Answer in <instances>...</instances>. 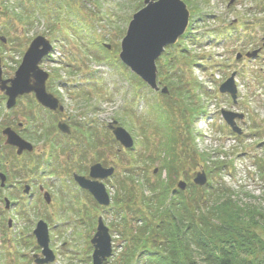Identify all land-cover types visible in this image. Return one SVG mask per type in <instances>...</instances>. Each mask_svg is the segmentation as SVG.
Here are the masks:
<instances>
[{"label":"rangeland","instance_id":"374dc122","mask_svg":"<svg viewBox=\"0 0 264 264\" xmlns=\"http://www.w3.org/2000/svg\"><path fill=\"white\" fill-rule=\"evenodd\" d=\"M197 1L200 4L195 0L190 3V7L196 6V13L193 11L194 16H196L192 17L188 34L192 30V25L196 24L197 27L194 32H205L217 41L211 45L208 44V46L206 44H203L202 47L198 46L193 51L200 54L207 51L215 59L205 61L204 66L208 68L206 71L202 72L203 69L200 70L196 67L194 72L191 70L185 75L192 86L196 82L204 83V80L212 82L213 92L209 98L206 96L203 98L202 94L195 98L196 92L191 102V106L198 105L203 111L207 107L212 110L214 116L208 122L197 119V116L194 121L184 122L179 109L180 105L181 107L185 105V102L178 99L176 90H174L173 100L167 99L168 101H161L163 99L158 98L159 93H157V100L161 103L158 107H153L150 101L155 92L148 90L136 75H132L130 70L125 69L119 59V53L116 54L117 56L112 53L116 46H120L125 37L128 25L136 13L137 6H139V0H0V28L5 27L6 29V33L0 30V57L3 55L6 64L5 70L8 74H15L29 45L36 37L43 36L56 49L54 58L46 62L43 67L41 66L50 75L52 74L53 79L59 77L66 80L72 79L74 74L68 71V65L75 67L80 64L82 68L80 73L84 74L95 70L100 71V78L104 80L101 82L106 84L98 91H74L61 86L58 87L57 92L65 100L69 106V113L77 121H81L82 118L92 119L99 131L106 129V123L113 124L115 120L123 121L122 126L134 136L138 151L136 152L137 157L120 145H112L110 134L107 137L109 141H102V156L106 160L104 162L115 168L114 175L117 174L116 178L111 177L112 182L105 183L103 181L111 198L116 197L113 200V205L117 206L119 197L122 198L120 201L123 204L134 201L139 205L143 203V197L150 196L144 184L136 183L133 178L128 177L130 169L139 164L142 166L140 171L144 173L142 177L145 178V181L147 179L154 180L159 168L169 159L166 152L173 140L172 135L177 131L181 137L176 148L182 162L178 166V178L175 187L178 188L177 186L181 181L188 184V180H192L194 183L197 174L204 171L207 174L208 182L215 186L222 183L229 188L233 200L237 201L240 209L252 208L251 214L254 217L243 216V219L246 220L244 225H253L255 231L262 235L264 233V172L260 173L259 166L264 168V61H262L264 50L260 55L261 58H256L253 61H249L245 55L251 53L253 47L261 44L264 30L259 28L258 31H255L254 27L252 28L254 31L249 34L253 44L249 47L241 42H236V37L225 41L223 36L233 32L226 25L235 19L237 25L240 22L238 27L242 26L244 21H253L257 18L264 19V12L261 11L264 8V0H238L236 5L233 4L229 9L227 6L230 0H210V4L206 0ZM21 12H24L23 15L29 16L28 18L33 16L32 25L17 17V13ZM203 13L210 15V19L205 20ZM200 18L201 20H198ZM195 19L197 20L196 23L193 22ZM8 21H11V27L8 26ZM246 33L244 31L241 37L243 38ZM3 37L8 39L7 43H2ZM223 41L225 42L222 43ZM98 42L111 45V51L105 50L104 44L100 46ZM178 43L186 49L192 46V43L182 38ZM167 50L170 51L171 49L167 48ZM238 54H243L240 61L236 60ZM214 65H219V67ZM216 73H220L222 77L217 83L214 82L215 79L209 78ZM233 73H238L236 78L240 90L239 104L236 106L231 104V98L219 92L221 84ZM160 79L159 81L163 82L162 78ZM85 87L96 86L86 85ZM196 89L198 88L196 87ZM133 90L136 92L142 90L147 99L145 104L140 103L143 111L136 115L142 124L139 120L136 122L138 118H134L124 111L125 106L130 104L131 98L127 91L132 92ZM81 92L82 95H80ZM180 95L181 98L184 96L182 93ZM214 96L221 97L219 98L221 102H218ZM206 99L215 100L209 103ZM221 110L244 115V119H236V123L243 135L246 133L247 136L242 135L241 139L233 136L231 133L234 132L233 130L230 132L232 128L223 120L220 114ZM89 111L94 113L90 114ZM155 111L158 115H155ZM127 123L133 125L128 127L126 126ZM258 131H260V135H253L254 132ZM181 142L195 151L194 156L196 151L199 154L207 155L206 160L200 159L199 164L195 165L194 159L190 161L186 156L182 157L181 153L185 148ZM74 154L76 155V152ZM86 158L88 163L89 159L92 158L91 151L86 153ZM73 160L74 156L71 154L61 157V161L70 168H73ZM216 163L222 166L226 165V167L221 173L211 175L212 164L215 165ZM203 188H206V185ZM206 190L208 189L206 188ZM181 191L187 192L188 186L186 190ZM130 207L133 211L139 208L135 205H130ZM141 208L145 215L148 214L150 217L148 209L145 206ZM256 212L260 214L257 215ZM100 214L94 215V221L87 219L84 224L72 228L73 235L69 238L50 236L51 248L57 246V254L62 255L58 259V261L60 260L58 264H93V250L90 249V245L97 232ZM102 217L106 226L112 225L114 256L107 264H124L125 255L129 254L135 246L131 237L134 236L136 230L143 227L134 220V212H130L129 215L117 216L116 209V213L106 214ZM40 221L34 218L30 227H25V223L22 224L20 226L22 232L28 228L23 237L27 235L26 232L34 233L35 223L38 224ZM253 226H250V229ZM10 251L12 253L18 252L19 257L14 253L17 256V262L13 260L14 254ZM36 251L38 248L35 237L33 239H27V236L25 239L24 237L20 243L14 246V249L9 248L7 242H3L0 238V264H38L39 259L43 260L45 257L43 254H36ZM257 254L258 262L263 261L264 251H257ZM132 262L131 260V264ZM136 264H145V261L140 260Z\"/></svg>","mask_w":264,"mask_h":264},{"label":"trees","instance_id":"16d2710c","mask_svg":"<svg viewBox=\"0 0 264 264\" xmlns=\"http://www.w3.org/2000/svg\"><path fill=\"white\" fill-rule=\"evenodd\" d=\"M184 1L191 11V18L195 17L196 15L194 16L193 11L196 13V6L190 7V3L194 2V0ZM142 7L143 0H139V6H137L136 11ZM263 10L264 8L261 9L262 12H264ZM22 13L24 12L17 13V17H19L21 21L32 25V22H34L33 16L32 18H28L29 16L23 15ZM205 14L206 13H203V16ZM210 17V15H205V20L210 19ZM198 20H201V18ZM10 22L11 21H8V26L11 27L12 23ZM193 22L196 23L197 20L195 19ZM234 24L235 21L229 22L228 27L233 29ZM244 25L247 31H254L256 28L264 30V19L247 21ZM253 27L254 30H252ZM194 29H196L195 25H192L190 33L188 34L187 32L182 38L192 43L190 48H183L179 43L170 46L169 49L171 50H167L162 58L157 61L159 79L162 78L163 80L161 84L167 86L170 90L169 95L159 93L158 98L163 99L161 101L167 99L173 100L174 90H176L178 92V99L185 102V105L182 107L180 105L179 109L180 116L184 122L190 120L194 121L196 120V116L197 119H199L200 116L205 115V111L201 110L198 105L191 106L194 93L197 92L195 98H198L202 93L203 96H209L199 83L196 82L195 85L192 86V84L187 81L185 73L191 70L194 71L196 67L206 71L208 68L204 66L205 61L212 60V57H208L206 54L194 55L192 47L203 46V44L208 45L217 41L209 37L205 32H194ZM0 30L6 32L5 27ZM236 34L239 35V32L237 31ZM223 40L227 41L228 35L225 34ZM98 43L100 46L104 44L102 42ZM252 43L251 35H247L248 46ZM104 49L111 51L106 47H104ZM119 52L120 46H116L115 51H112L115 56H117L116 54ZM77 66L71 67L68 65L67 69L74 75H77L79 72L78 74H82L81 77L85 80L104 81L100 78V71L95 70L84 74L80 73L82 71L80 64H77ZM123 66L129 71L128 67L124 64ZM139 81L149 89L140 79ZM94 86L98 88L97 84H94ZM196 87L198 89H196ZM142 90H138V92L134 90L132 92L127 91L132 99L130 98V104L128 103L124 109L125 113L130 114L134 118H138L136 122L139 120L140 124H142V121L136 116L139 114V108L136 103L138 101L137 97L141 96L143 93ZM181 93L184 94L182 98L180 95ZM82 94L81 92L80 95ZM156 95L157 93H153V97L151 95L152 98L150 102L153 107H158L161 103L158 102ZM155 115H158L156 111ZM191 124L193 123L191 122ZM131 125L133 124L131 123ZM131 125L127 123L126 126L130 127ZM175 132L176 133L172 135L173 140L166 152L169 159L159 168L157 174L154 172V180L147 179L145 181V178L142 177L144 173L140 171V167L142 166H139V164L130 169V175L128 177L133 178V181L136 183L140 182L142 185L144 184L150 196L143 197V203L139 205L134 203V201L123 204V202L120 201L122 198H118L119 202H117L116 206L117 216H122L123 214L129 215L130 212H134V220L143 227L140 230H136L134 236L131 237L135 246L129 254L125 255L123 259L124 264H131V260L133 261L132 264L139 263L140 260L145 261V264H264V260L261 262L257 260V251H264V233L262 235L258 234V232L255 231V227L250 223H248L250 224L248 226L244 225V221L246 220L243 219V216L254 217L251 214L252 208L248 207L245 210L243 208L240 209L238 203H236L237 201L233 200V196L228 187L224 186L222 183L215 186L208 182L206 185L208 190H206V188L195 185L192 180H188L187 192H183L175 187L178 178V166H180L182 162V158L177 153L176 148L181 134L177 131ZM254 133L255 134H251L256 136L261 134L260 131ZM231 134L241 139V137H238L236 134ZM181 144L183 148H185L181 153L182 157L186 156L190 161L194 159L195 165L199 164L200 159H203V161L206 160L207 155L199 154L196 151L194 156L195 151H192L184 142H181ZM135 156L137 157V154H135ZM225 167L226 165L222 166L218 163L215 165L212 164L210 174L221 173ZM259 167L260 173L264 172V168H261V166ZM130 205L139 206V208L133 211ZM142 206L148 209L150 217L148 214L145 215L141 208ZM239 212L240 216L238 217ZM256 213L257 215L260 214L259 212ZM250 226H253V228L250 229ZM90 249L92 250L91 245ZM89 258H91V256H89ZM111 259L108 262H110Z\"/></svg>","mask_w":264,"mask_h":264},{"label":"flooded vegetation","instance_id":"af4514ba","mask_svg":"<svg viewBox=\"0 0 264 264\" xmlns=\"http://www.w3.org/2000/svg\"><path fill=\"white\" fill-rule=\"evenodd\" d=\"M49 60V58L44 59L41 66L43 67ZM5 68L6 64L2 55L0 80L1 240L7 242L9 248L14 249V246L20 243L24 237L33 239L35 236L31 231L26 232L27 235L23 237L28 228L22 232L20 226L25 223V227H30L34 218L48 225L50 236L69 238L73 235L72 228L79 227L87 219L94 221L96 213H101L99 218L102 219L103 215L116 213L117 207L115 204L113 205V200L116 197L111 198L110 206L100 205L89 191L80 187L74 176L77 174L91 179L90 168L98 163L105 168L111 167L104 162L101 146L103 140H108L109 134L112 145L120 144L112 130L109 129V123L105 124L106 129L99 131L92 119H89L88 122L83 118L81 121L74 119L69 113V106L57 92L58 87L61 86L74 91L95 92L98 90L96 87L73 86L79 84L92 86L97 82H75L60 77L53 79L51 74L46 81V90L48 94L58 100L56 109L43 106L37 100L34 92L17 97L16 104L12 108H8L9 97L6 87L11 85L9 81L14 78L15 74H8ZM74 77L72 76V78ZM89 113L93 114L94 112L89 111ZM9 133L16 134L30 143L32 151L25 149L19 153L17 146L8 144ZM88 151H91L92 158L87 163L86 153ZM66 154L74 156L73 168L61 161V157ZM102 181L112 182L110 178ZM35 224L37 227V223ZM109 226L112 230V225ZM37 248L36 254H42V249L39 246ZM56 248L58 249L57 246L51 248L56 256V261L50 264L60 262L58 259L62 255L57 254ZM10 252L12 253V251ZM14 253L19 257L17 251ZM15 254L13 260L17 262Z\"/></svg>","mask_w":264,"mask_h":264},{"label":"water","instance_id":"95a60500","mask_svg":"<svg viewBox=\"0 0 264 264\" xmlns=\"http://www.w3.org/2000/svg\"><path fill=\"white\" fill-rule=\"evenodd\" d=\"M233 3V2H232ZM190 23V11L183 0H144V7L137 11L129 23L127 33L121 42V53L119 55L123 63L131 68L132 72L140 77L154 91H162L168 94L167 87L161 89L158 85V67L157 61L161 58L165 48L175 45L179 39L186 33ZM134 31L139 37L134 54H129L131 41L129 33ZM108 49L111 46L106 45ZM53 50L51 42L43 36L36 37L28 47L22 63L16 71L15 77L9 82L7 88L8 108L16 104L19 96L34 92L37 100L45 107L56 109L58 100L48 94L46 90V81L49 74L40 68V63ZM260 50L248 53L249 59L256 58ZM238 59L242 58L239 54ZM234 73L220 88L222 94H230L233 101L237 102V89ZM0 80H1V58H0ZM33 80V83H32ZM222 115L226 123L232 128L233 132L242 135V130L237 126L236 119L243 120L244 115L229 111H223ZM109 128L113 130L116 140L126 149L134 147V139L131 134L123 127L118 126V122L111 123ZM9 132V131H8ZM8 144L17 146L19 153L28 149L32 151V145L16 134L8 136ZM114 174V169H105L101 164L91 168L90 176L96 179L92 181L84 176L75 175V180L84 189L88 190L94 198L104 206L110 205V197L104 184L98 179H105ZM208 183L207 174L202 171L197 174L194 184L205 186ZM188 184L181 181L178 189L186 190ZM34 236L38 245L42 248V254L45 257L38 261V264H47L54 262L55 257L50 249V235L48 225L40 221L34 230ZM93 247L92 263L105 264L113 255V244L110 229L105 225L102 218L99 219L97 232L91 240Z\"/></svg>","mask_w":264,"mask_h":264},{"label":"snow or ice","instance_id":"6c2138e0","mask_svg":"<svg viewBox=\"0 0 264 264\" xmlns=\"http://www.w3.org/2000/svg\"><path fill=\"white\" fill-rule=\"evenodd\" d=\"M128 39L129 41H131V47L129 49V54L132 55L135 52L136 44L138 42L139 37L136 35L134 31H130Z\"/></svg>","mask_w":264,"mask_h":264},{"label":"bare ground","instance_id":"6f19581e","mask_svg":"<svg viewBox=\"0 0 264 264\" xmlns=\"http://www.w3.org/2000/svg\"><path fill=\"white\" fill-rule=\"evenodd\" d=\"M261 86H263V85H261ZM134 151H135V153L138 152L137 148H134ZM110 181H112V180L110 179ZM100 183H102V182H100Z\"/></svg>","mask_w":264,"mask_h":264}]
</instances>
